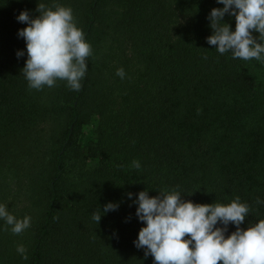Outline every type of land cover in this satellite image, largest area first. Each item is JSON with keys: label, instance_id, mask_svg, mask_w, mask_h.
<instances>
[{"label": "trees", "instance_id": "trees-1", "mask_svg": "<svg viewBox=\"0 0 264 264\" xmlns=\"http://www.w3.org/2000/svg\"><path fill=\"white\" fill-rule=\"evenodd\" d=\"M41 4L70 7L92 47L79 91L62 80L32 89L23 74L16 16ZM213 7L222 5L0 0V203L31 217L19 235L0 220V264H153L133 244L141 190L202 204L239 197L250 208L242 228L264 219V62L207 43ZM108 202L119 207L96 223Z\"/></svg>", "mask_w": 264, "mask_h": 264}, {"label": "clouds", "instance_id": "clouds-1", "mask_svg": "<svg viewBox=\"0 0 264 264\" xmlns=\"http://www.w3.org/2000/svg\"><path fill=\"white\" fill-rule=\"evenodd\" d=\"M222 7H213L207 19L211 35L207 43L218 53H231L233 59H255L264 62V0H216ZM37 16L22 10L16 16L25 27L17 35L25 41L27 59L23 74L32 89L54 87L65 81L74 91L82 87L87 72V58L92 47L75 22L70 7L55 4L37 6ZM234 17V30L224 20ZM253 32L257 36H253ZM18 50L17 57L25 55ZM121 79L124 70L116 73ZM132 166L139 169L140 162ZM179 191L158 192L150 196L147 190L135 194V215L142 222L133 244L151 256L153 264H264V219L242 228L250 208L239 197L230 203H194L181 198ZM129 199L133 198L128 193ZM260 201H258L259 203ZM118 203L108 202L93 215L96 223L102 214L115 211ZM0 220L11 226L14 234L30 227L31 217L20 219L9 213L0 203ZM235 231L228 233V226ZM16 251L27 259L26 249L18 245Z\"/></svg>", "mask_w": 264, "mask_h": 264}]
</instances>
